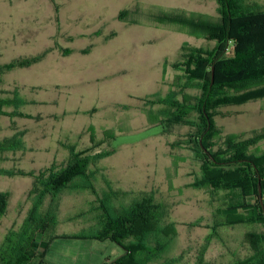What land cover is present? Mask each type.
Returning <instances> with one entry per match:
<instances>
[{
	"label": "rangeland",
	"instance_id": "obj_1",
	"mask_svg": "<svg viewBox=\"0 0 264 264\" xmlns=\"http://www.w3.org/2000/svg\"><path fill=\"white\" fill-rule=\"evenodd\" d=\"M247 1L264 6V0ZM175 9L218 17L216 0H0V67L41 57L28 67L0 69V99L16 103L1 107L14 115H0V141L15 138L20 145L0 152V170L38 174L65 166L73 151L111 153L91 160L87 180H74L58 196L57 224L43 238L49 237L47 246L30 253L29 264H110L123 250L81 234L99 229V206L118 214L145 195L164 205L167 222L175 225L165 257L175 259L173 264H195L218 221L221 195L190 186L198 168L181 147L191 129L152 122L151 109L160 106L146 102L170 90L182 47H212L188 30L147 17ZM124 12L134 23L118 19ZM214 119L225 134L262 129L264 99L218 107ZM259 147L264 149V141ZM33 181L0 174V192L8 194L0 246L31 208ZM49 202L46 198L44 207ZM245 232L241 226L217 228L206 263L244 257Z\"/></svg>",
	"mask_w": 264,
	"mask_h": 264
},
{
	"label": "trees",
	"instance_id": "obj_2",
	"mask_svg": "<svg viewBox=\"0 0 264 264\" xmlns=\"http://www.w3.org/2000/svg\"><path fill=\"white\" fill-rule=\"evenodd\" d=\"M216 20L198 13L171 10L149 14L148 19L157 24H170L188 30L212 47H182L181 60L173 65L176 71L170 90L163 96L151 95L146 102L151 106L152 122L180 123L191 129L181 148L190 151L191 160L198 172L190 186L206 189L218 197L221 207L214 216L218 218L212 232L197 255L195 264H207L204 254L217 228L246 227L243 234L247 254L235 257L229 264H264V215L258 199L261 185L264 206V128L240 134H225L215 122L216 109L239 106L264 99V6L247 0H216ZM127 13L118 19L126 20ZM39 57L16 60L0 67L10 71L28 67ZM17 102V101H16ZM15 104L14 99H0V115L13 116L1 110ZM90 140L94 141L93 137ZM20 149L15 138L0 141V152ZM72 152L61 168L54 165L38 174L18 170L0 174L28 176L34 179L28 196L32 199L18 230H10L0 246V264H29L30 253L46 247L49 231L57 224L55 211L58 196L74 180H87L88 164L93 159L109 156L101 152L94 156ZM223 196V197H222ZM49 198V207L44 200ZM8 194L0 192V218L5 214ZM52 206V207H51ZM46 209V210H45ZM98 216L99 229L95 233L81 234L82 239L110 240L123 253L110 264H173L175 259L165 257L173 237L175 225L167 222L168 211L153 197L143 196L129 208L113 213L104 205ZM38 239H41L39 241Z\"/></svg>",
	"mask_w": 264,
	"mask_h": 264
},
{
	"label": "water",
	"instance_id": "obj_3",
	"mask_svg": "<svg viewBox=\"0 0 264 264\" xmlns=\"http://www.w3.org/2000/svg\"><path fill=\"white\" fill-rule=\"evenodd\" d=\"M258 199H259V203L262 209V213L264 215V206H263V201H262V193H261V185L260 183H258Z\"/></svg>",
	"mask_w": 264,
	"mask_h": 264
}]
</instances>
